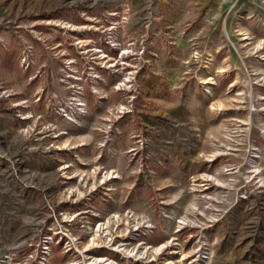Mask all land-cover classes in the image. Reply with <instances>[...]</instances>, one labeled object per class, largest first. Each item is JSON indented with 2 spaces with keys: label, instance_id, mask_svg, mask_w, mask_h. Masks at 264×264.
<instances>
[{
  "label": "rangeland",
  "instance_id": "1",
  "mask_svg": "<svg viewBox=\"0 0 264 264\" xmlns=\"http://www.w3.org/2000/svg\"><path fill=\"white\" fill-rule=\"evenodd\" d=\"M109 20L140 69L120 89L122 73L86 84L67 120L63 61ZM81 207L84 253L115 255L86 231L118 215L153 225L131 245L175 238L121 262L264 264V0H0V264H40L49 216ZM78 257L52 241L44 264Z\"/></svg>",
  "mask_w": 264,
  "mask_h": 264
},
{
  "label": "built area",
  "instance_id": "2",
  "mask_svg": "<svg viewBox=\"0 0 264 264\" xmlns=\"http://www.w3.org/2000/svg\"><path fill=\"white\" fill-rule=\"evenodd\" d=\"M114 12L115 11H113V13ZM91 26L92 28L88 27V30L92 31L93 36L88 37L87 41H84L85 39L83 38L78 40V53L80 55V59L78 60L73 56L66 57L63 61V66L66 69L65 82L69 83L71 87H73L75 93L71 95L69 103L66 106H62L60 108L61 111L58 113L61 117L70 121H75L76 117L86 110V84L92 92H95L99 81L104 80V77L102 76L104 73H112L114 75L122 73L121 79H117L113 84L116 89H120L122 85L126 84L125 82L134 78L135 73H137L140 69V67H137L132 62L131 56L137 54V50H134L132 46L133 41L129 40L126 45H122L119 24L116 20H109V23L102 28L94 24ZM140 51L142 52L143 49L141 50L140 48ZM125 108L126 106L123 105L120 112ZM129 110H131V108H129ZM103 172H105V170H103ZM79 178H82V174L79 175ZM72 190L74 191V189L71 188L68 192L71 194L73 192ZM86 210L89 209L84 210L81 207L71 213L66 212L62 217L61 223L57 221V217L52 215L49 216V223L44 224L39 230L40 240L37 247L38 251H36L38 263L44 264L46 254L49 253L50 243L52 241L62 242V246L65 251L75 249L81 254V257L68 260L65 264H127V262H121L120 260L127 258H141L138 257V251L136 253V250L129 249L133 246H141L143 242L138 240L136 242L137 245H131L132 236L129 235V233L131 230L139 231V228H142L141 233L146 234L148 228L153 227V225L147 220H140L141 222L139 223H136L137 220H133L134 227L131 230L129 227H127L126 231H122V228L121 231H119L118 229H120V227L116 228L118 233L114 232L116 231L114 229L111 234L107 236L108 238H105L104 236H94L93 234L97 225L101 223V221L96 223V227L94 226L95 228L88 225V230L86 231L88 239L86 247L92 249L105 247L114 251L115 255L82 252L85 247L80 249L81 239L76 230V228H78V222L73 219L78 213ZM127 212V216L132 218V211ZM91 215H93L92 217L97 216L95 209L91 211ZM54 221L57 222V225L54 224ZM138 235L141 236L140 233H138ZM143 245H146V242H144ZM28 255L33 256V253L30 252ZM152 258L153 256H149L148 260ZM12 264L23 263L18 259L13 261Z\"/></svg>",
  "mask_w": 264,
  "mask_h": 264
},
{
  "label": "bare ground",
  "instance_id": "3",
  "mask_svg": "<svg viewBox=\"0 0 264 264\" xmlns=\"http://www.w3.org/2000/svg\"><path fill=\"white\" fill-rule=\"evenodd\" d=\"M247 162H248V167H252L253 166V163H252L253 162V159L250 158V159L247 160ZM250 171H252V170H250ZM113 176L116 177L117 175H113V172H109L105 176H103V180H104V178L107 179V178H111ZM260 180H262V178H260ZM132 215H133V212H132ZM114 216H115V220H116V223L114 224V229L116 230V228H119L118 226L120 225L119 224L120 223L119 222L120 221V217L118 215H114ZM147 221L149 222V220H147ZM108 223H109V221H105V222L99 223L97 225V228L95 229V231L93 233L94 236H104L105 238H108L107 236H109L111 234V232H112V230H111L112 228L110 229V226L108 225ZM136 223H138V221ZM118 230L121 231V228L118 229ZM118 230H116V231H118ZM174 239H175L174 237H171L170 240L168 239V240L163 241V242H161V243H159L157 245H152V244L146 243V245L133 246L129 250H136V253L138 251V257H142L145 254L148 255L149 253H152V254H160V252H163V250L167 247V245H169L170 242L173 241Z\"/></svg>",
  "mask_w": 264,
  "mask_h": 264
}]
</instances>
